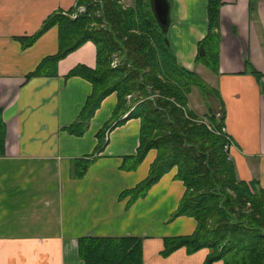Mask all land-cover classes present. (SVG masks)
Segmentation results:
<instances>
[{"label": "crops", "instance_id": "obj_1", "mask_svg": "<svg viewBox=\"0 0 264 264\" xmlns=\"http://www.w3.org/2000/svg\"><path fill=\"white\" fill-rule=\"evenodd\" d=\"M165 36L179 65L200 74L195 62L198 41L207 32L208 0H167ZM75 0H0V105L5 123L0 153V264H92L79 256L83 236L142 239L143 264H203L209 249L185 246L161 254L165 236L191 234L196 219L171 217L185 191L173 166L147 192L128 203L120 196L144 179L157 155L150 148L131 169L123 158L139 144L140 119L120 124L110 119L116 92L106 95L82 134L68 131L92 83L67 75L76 65L96 66V46L87 40L56 63L55 74L27 76L57 52L58 25L31 44V35L53 11L67 12ZM219 63L213 72L217 102L237 177L264 188V0H224L219 8ZM252 68L259 71L257 76ZM208 82V81H207ZM124 116V115H123ZM122 116V117H123ZM77 159H90L80 177ZM211 264H223L217 259Z\"/></svg>", "mask_w": 264, "mask_h": 264}, {"label": "trees", "instance_id": "obj_2", "mask_svg": "<svg viewBox=\"0 0 264 264\" xmlns=\"http://www.w3.org/2000/svg\"><path fill=\"white\" fill-rule=\"evenodd\" d=\"M223 3L224 0H208L207 32L198 41L195 56L196 63L214 72L218 71L219 8ZM82 4L85 14L72 18L67 12L53 11L37 31L20 37L22 45L27 46L50 26L58 25L57 52L44 57L27 76L55 74L58 59L83 42L93 41L96 66L79 64L67 73L81 75L92 83L91 93L67 128L72 134H82L102 99L116 92L117 103L98 137L101 139L112 122L117 125L137 117V151L123 158L122 167L134 168L150 148L157 150L147 176L122 190L120 196H129L128 203L132 202L144 195L164 172L177 167L175 176L183 180L185 191L171 217L193 216L196 227L191 234L165 236L161 254L167 255L181 246L188 252L207 247L203 264L217 259H222L223 264H264V188L255 189L254 181L237 177L234 162L224 149V110L221 108L219 117L209 111L204 115L207 122L197 120V114L188 108L193 86L203 93L213 87L196 71L178 64L153 0H134L132 5L123 0H75V6ZM114 57L119 62L112 66ZM252 72L260 75L253 68ZM128 94L132 97L129 100L125 97ZM4 136L0 105V153ZM89 161L77 159L73 175L80 177ZM78 251L87 263L143 264L142 239L137 236H83L78 239Z\"/></svg>", "mask_w": 264, "mask_h": 264}, {"label": "rangeland", "instance_id": "obj_3", "mask_svg": "<svg viewBox=\"0 0 264 264\" xmlns=\"http://www.w3.org/2000/svg\"><path fill=\"white\" fill-rule=\"evenodd\" d=\"M123 1L127 5H132L134 3V0H123ZM80 6L85 7V5H83V4L79 5V6H74L75 10L73 9L72 11H67V14L72 18H75L77 15H80V14H85L84 11H79ZM85 11H86V8H85ZM96 13L99 14V11H96ZM114 58L115 59L113 61H117V63H118L119 59H117V57H114ZM111 65L114 66L113 62ZM200 75L204 79V81H206V82L208 81L207 82L208 84L209 83L212 85L214 84V79H213L214 75H213V72L209 68L202 67L200 69ZM107 84H108V82H107ZM212 85H210V86L213 87ZM125 97L128 100L132 98V97H130V94H128ZM188 108L197 114V116H198L197 120H199V121H201L203 119V121L208 122V120H206V117L204 115L207 114L211 110H213L214 113H216V115L218 117L221 115V106L217 102V93H216V90L214 87H213V89H207V91L205 93H203V91L198 86H193L191 92L188 95ZM208 126L210 127L209 124H208ZM222 131H224L226 138H227V143L224 144V149L228 152L229 146L231 144V139H230L229 135L226 133V131L224 130V127H223ZM102 139H103V135L101 137V141H102ZM254 186H255V189L258 187L256 185H254Z\"/></svg>", "mask_w": 264, "mask_h": 264}, {"label": "water", "instance_id": "obj_4", "mask_svg": "<svg viewBox=\"0 0 264 264\" xmlns=\"http://www.w3.org/2000/svg\"><path fill=\"white\" fill-rule=\"evenodd\" d=\"M153 7L159 22L163 26L168 23V1L167 0H153Z\"/></svg>", "mask_w": 264, "mask_h": 264}, {"label": "built area", "instance_id": "obj_5", "mask_svg": "<svg viewBox=\"0 0 264 264\" xmlns=\"http://www.w3.org/2000/svg\"><path fill=\"white\" fill-rule=\"evenodd\" d=\"M79 11H84L85 12V7L84 6H80ZM117 61H113V65H116Z\"/></svg>", "mask_w": 264, "mask_h": 264}]
</instances>
